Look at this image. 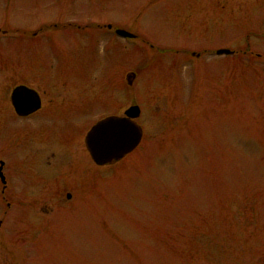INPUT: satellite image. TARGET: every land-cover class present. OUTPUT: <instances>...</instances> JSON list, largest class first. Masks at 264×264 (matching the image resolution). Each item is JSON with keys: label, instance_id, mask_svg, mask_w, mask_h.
Segmentation results:
<instances>
[{"label": "rangeland", "instance_id": "obj_1", "mask_svg": "<svg viewBox=\"0 0 264 264\" xmlns=\"http://www.w3.org/2000/svg\"><path fill=\"white\" fill-rule=\"evenodd\" d=\"M65 18L82 29L49 25ZM50 71L39 83L82 86V141L92 118L138 105L137 148L105 166L86 151L75 177L16 166L37 127L4 96ZM0 157L19 184L0 264H264V0H0ZM60 185L74 204L37 212Z\"/></svg>", "mask_w": 264, "mask_h": 264}, {"label": "flooded vegetation", "instance_id": "obj_2", "mask_svg": "<svg viewBox=\"0 0 264 264\" xmlns=\"http://www.w3.org/2000/svg\"><path fill=\"white\" fill-rule=\"evenodd\" d=\"M190 1L187 0L188 3H190ZM239 1L242 2V0ZM72 21H74V19L67 20V18H65V20H63V22L61 23H56V24L52 23L49 25L53 27L62 26V28L66 27L67 25H76L77 27L80 26V28L82 29V25L74 24ZM99 28L106 31H113V32L115 31L114 33L116 34L115 29L117 28L113 29L111 25H103ZM42 30L43 29L41 28L38 31L32 32L31 34L32 37L38 36V33ZM124 39L133 40V41L139 40L138 35L135 33H132V37H126ZM247 50L248 49L242 51L241 53H246ZM189 53L195 58L201 57V54L199 53L193 51H189ZM255 55L256 57L261 56L258 53ZM129 75H131V78L132 77L134 78V73L132 74L130 73ZM53 78H55L53 71H50L49 75L46 77L33 76L32 77L33 85L28 84V82L18 83L13 88H11L9 92V96L6 95L4 96V100L7 101L8 99V102L11 106L13 115L16 120L31 122L33 126L37 127L35 131L36 144L31 145V147H28L25 150V153L23 155V162L19 161L17 162V164L16 162H14L16 166H19V168H22V166H24V170H27L29 168L28 166L29 163L35 162L40 167L43 164L45 166L50 167L49 173L50 171H53L54 174H59V172L61 171L62 172L61 175L57 177L60 178L65 174L69 175L68 172H71V174L74 176L72 171H74L76 168L78 169L79 173L82 171V161L86 158L85 152L87 151V148L85 146V136L88 130L96 122L106 117L124 116L125 115L124 112L128 107L123 111L121 115L118 114V107H115L114 113L112 114H107V113L106 115L100 114L99 115L100 117L97 116L96 118H92L91 120L92 124L90 126H87L85 130H83V141H82V86L81 87L67 86L68 83L67 81H64L62 85H58L57 80H53L51 83L48 82L39 83V79L48 80ZM80 81L82 83V72L80 73ZM46 84L47 86H45ZM19 86L25 87L24 90H22L23 93L20 94V96L18 97V102L19 104L22 105L21 108L17 106L15 107L12 101V94L14 90ZM4 122H6V120H4ZM82 142L84 144L85 149L84 148L82 149ZM25 155L27 158L31 157L27 162ZM91 161L93 162L92 159ZM10 169L11 166L8 165V163L4 159H2V157H0V186H1L0 202L4 203L3 206L5 207L4 210L2 209V212H0L2 215V218L0 219V225L1 223H3L5 216L8 214V211L10 210L12 203H17L16 198L9 196L8 193L6 195L7 188L11 184V179L14 178L13 175L10 173ZM17 181H18L17 178L16 180L15 178L12 180L13 184L19 185ZM55 181L57 182L58 185V180ZM61 188L63 190L67 189L68 191L65 193V199L61 201V204H58L57 206H52L44 201L43 203H41L37 199L32 200L31 204L35 207L37 212L39 213L41 212V214H44L45 216L48 217L49 216L51 217V215L55 212V210L56 212L59 211V207L72 206L76 200L75 194L71 189L64 188L62 186ZM21 226H22V222L20 224V230L17 231L18 238L19 237L21 238V234H19L22 233ZM3 238H5L4 235H2L0 241L4 243L5 240H2ZM18 244L19 242L17 243L16 247L13 250L17 251ZM20 248L22 247L20 246ZM2 250L6 251L7 249L1 248L0 250V257L5 258L6 253L5 251L1 252ZM9 253L12 254L11 252ZM20 253L21 250L18 251V256L20 255Z\"/></svg>", "mask_w": 264, "mask_h": 264}, {"label": "water", "instance_id": "obj_3", "mask_svg": "<svg viewBox=\"0 0 264 264\" xmlns=\"http://www.w3.org/2000/svg\"><path fill=\"white\" fill-rule=\"evenodd\" d=\"M117 33L122 36H129L127 32L122 30H117ZM217 53L230 54L231 52L220 50ZM24 88L19 86L12 94L15 107H22L18 102V97L23 93ZM139 114L138 106H132L125 111V117H107L97 122L89 130L85 144L96 164L104 165L117 161L136 148L142 136L141 128L134 120Z\"/></svg>", "mask_w": 264, "mask_h": 264}]
</instances>
